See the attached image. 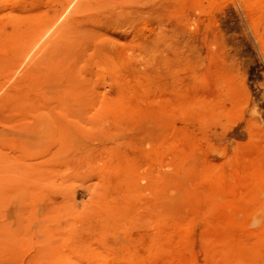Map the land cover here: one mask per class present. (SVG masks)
I'll return each mask as SVG.
<instances>
[{
    "label": "rangeland",
    "instance_id": "rangeland-1",
    "mask_svg": "<svg viewBox=\"0 0 264 264\" xmlns=\"http://www.w3.org/2000/svg\"><path fill=\"white\" fill-rule=\"evenodd\" d=\"M0 264H264V0H0Z\"/></svg>",
    "mask_w": 264,
    "mask_h": 264
}]
</instances>
